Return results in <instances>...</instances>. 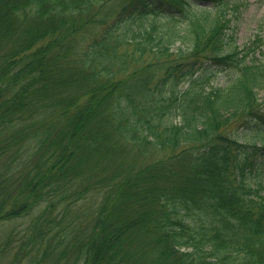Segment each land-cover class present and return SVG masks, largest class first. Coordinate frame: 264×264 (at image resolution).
I'll list each match as a JSON object with an SVG mask.
<instances>
[{"label": "trees", "instance_id": "obj_1", "mask_svg": "<svg viewBox=\"0 0 264 264\" xmlns=\"http://www.w3.org/2000/svg\"><path fill=\"white\" fill-rule=\"evenodd\" d=\"M250 4L0 0V264H264Z\"/></svg>", "mask_w": 264, "mask_h": 264}, {"label": "rangeland", "instance_id": "obj_2", "mask_svg": "<svg viewBox=\"0 0 264 264\" xmlns=\"http://www.w3.org/2000/svg\"><path fill=\"white\" fill-rule=\"evenodd\" d=\"M248 1L251 3L249 7L244 8L241 12L239 11V13L237 12L233 17L234 30L239 44H242L246 38L256 31L258 24H263L264 33V0ZM229 73L230 71H215L214 83H224L229 76ZM260 175L264 179V164L263 166H260ZM10 224L14 225V222H11ZM14 227L16 226H10V228Z\"/></svg>", "mask_w": 264, "mask_h": 264}]
</instances>
